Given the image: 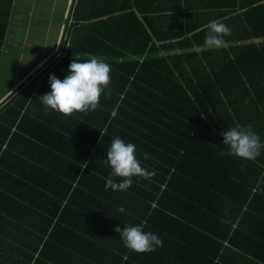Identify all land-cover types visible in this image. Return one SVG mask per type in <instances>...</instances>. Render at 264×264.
<instances>
[{
    "label": "trees",
    "instance_id": "trees-1",
    "mask_svg": "<svg viewBox=\"0 0 264 264\" xmlns=\"http://www.w3.org/2000/svg\"><path fill=\"white\" fill-rule=\"evenodd\" d=\"M132 1L67 18L59 55L0 104V264H264V148L251 161L218 155L236 124L264 143V4L230 16L241 27L224 38L262 41L228 51L202 50L208 29H174L175 15ZM13 2L0 0V57ZM92 56L111 66V95L88 113L46 112L49 74ZM117 136L155 172L126 191L105 189ZM129 223L163 245L129 250L114 231Z\"/></svg>",
    "mask_w": 264,
    "mask_h": 264
},
{
    "label": "clouds",
    "instance_id": "clouds-1",
    "mask_svg": "<svg viewBox=\"0 0 264 264\" xmlns=\"http://www.w3.org/2000/svg\"><path fill=\"white\" fill-rule=\"evenodd\" d=\"M207 29L204 40L210 48L223 46L224 37L231 35V29L219 20L209 21ZM110 72L111 66L96 56L83 61L72 59L63 79L49 74L50 91L39 96L45 111L51 109L69 116L75 112L88 113L96 110L100 106L101 95L106 98L111 95V89L108 88L111 82ZM221 135L222 143L226 146V150L220 149L218 152L221 157L231 155L251 161L259 157L264 148L260 136L253 131L250 124H236L222 131ZM106 153L107 158L102 159V162L111 169L105 183L106 190L111 188L114 191H126L132 184L133 176L151 180L155 175L154 170L149 171L141 166L136 158V146L133 143H125L118 136L111 140ZM143 155L145 159L149 158L146 153ZM113 177L121 178L120 182H115ZM118 211L125 210L123 206H118ZM114 231L120 234L126 248L137 253L155 251L163 245L158 235L144 231L143 225L140 224L129 223L123 228L116 226Z\"/></svg>",
    "mask_w": 264,
    "mask_h": 264
},
{
    "label": "rangeland",
    "instance_id": "rangeland-1",
    "mask_svg": "<svg viewBox=\"0 0 264 264\" xmlns=\"http://www.w3.org/2000/svg\"><path fill=\"white\" fill-rule=\"evenodd\" d=\"M76 2L70 11L72 0H14L0 57V101L15 82L19 85L59 55L66 19L68 23L76 21ZM30 69L32 72L24 76Z\"/></svg>",
    "mask_w": 264,
    "mask_h": 264
},
{
    "label": "crops",
    "instance_id": "crops-1",
    "mask_svg": "<svg viewBox=\"0 0 264 264\" xmlns=\"http://www.w3.org/2000/svg\"><path fill=\"white\" fill-rule=\"evenodd\" d=\"M79 1L80 0H77L76 2V8H78V10L75 16L77 19L83 17V15L86 14L84 12L86 11L88 13L94 12L97 17H101L133 8L132 0H92L91 2H89V0L87 2L83 0L82 4H79ZM258 4H264V0H150L149 3H145L141 6V10L143 13L149 14L175 15L174 22H170L174 23V29L186 30L192 28L203 30L207 29L209 21L215 19L225 23L232 30L240 28L241 26L235 25V23L234 25H232V23L229 25V23L226 22L227 19L230 16L241 14L248 10V8ZM25 14H27V12H25ZM186 14H193V17L186 18ZM169 21L170 19L165 23H168ZM228 37L229 36L224 38ZM224 41L225 43L221 47L229 51L228 47L231 45L238 46L248 43L256 44L262 41V39L245 41L224 39ZM209 49L210 47L204 46L202 50ZM48 54L46 56H48ZM37 63L39 65V62ZM34 68L35 65L31 69L33 70ZM31 69L24 76H28L32 72ZM17 83L18 82H15V85H13L12 91L15 90ZM2 101H0V104Z\"/></svg>",
    "mask_w": 264,
    "mask_h": 264
}]
</instances>
